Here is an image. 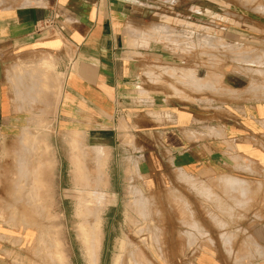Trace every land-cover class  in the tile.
<instances>
[{"label":"crops","instance_id":"crops-1","mask_svg":"<svg viewBox=\"0 0 264 264\" xmlns=\"http://www.w3.org/2000/svg\"><path fill=\"white\" fill-rule=\"evenodd\" d=\"M55 12L63 32L38 31ZM45 58L60 89L54 130L84 133L144 176L263 178L264 0H0L3 117L17 115L6 86L13 66ZM15 229L0 220V264L27 248ZM249 236L257 256L246 264H264V218ZM14 237L22 244L7 242ZM192 262L222 264L209 248Z\"/></svg>","mask_w":264,"mask_h":264},{"label":"rangeland","instance_id":"rangeland-1","mask_svg":"<svg viewBox=\"0 0 264 264\" xmlns=\"http://www.w3.org/2000/svg\"><path fill=\"white\" fill-rule=\"evenodd\" d=\"M206 46L207 44L205 48ZM233 50L231 47L232 55L235 54ZM45 59L49 61L42 59L38 66H13L6 86L10 107L17 115L3 117V100L0 101V220L18 228L13 230L17 234L23 231L25 240L29 241L23 255L10 259L9 264H91L76 215L78 189L74 180V140L79 139L80 146L88 154L86 157L92 156L99 146H88L84 133H62L52 128L56 124V118L48 116V112L55 113L60 89L54 85L52 60ZM165 71L174 74L172 69ZM26 79L32 80V83ZM199 82L205 87L210 84L206 79ZM40 84L45 85L44 89ZM1 89L3 90V79ZM24 130L38 136L40 133L39 138L43 141L45 139L39 144L37 157L39 167L44 168L43 179L49 186L46 200L49 202V213H52L50 219V215L45 213L37 215L35 208L27 203H14L15 195L12 192L16 190L12 188L13 183L10 181H16L19 174L14 170L11 172L10 169L18 168L16 160L24 152L20 141ZM18 142L21 148L17 145ZM47 146L48 150H45ZM17 149L21 150L20 153ZM108 151L110 152L109 148ZM16 154L18 157H15ZM91 156H83L82 160L87 165L90 177L88 188L93 190L98 173ZM125 157L127 156H108L106 162L107 184L104 192L107 194V204L101 212L99 264H115L117 259L121 260V264H140L143 260L145 261L142 264H193L192 256L200 253L203 248L215 251L222 264L251 263L253 257L257 256V248L249 236V231L264 218V176L252 180L227 174L198 178L170 168L155 170L144 176L137 163H132ZM3 168L10 173H5ZM13 172L17 175L14 173L11 176ZM4 174L6 177L9 175L6 178ZM4 177L5 182L8 179L6 184ZM229 177L246 184L251 182L248 184L249 192L242 193L237 186L236 190L234 187L224 188L225 178ZM46 200L41 203L46 204ZM141 201L145 203V211L140 208ZM11 204L16 205L13 208ZM14 214L22 222L23 216L28 217L27 222L24 220L22 223ZM47 226L49 230L46 229ZM45 229L46 232L51 231V235L61 243L62 259L53 258L42 243V231ZM6 240L17 246L22 244L23 237ZM49 246L51 247L50 241ZM141 255L142 260L139 258Z\"/></svg>","mask_w":264,"mask_h":264},{"label":"bare ground","instance_id":"bare-ground-1","mask_svg":"<svg viewBox=\"0 0 264 264\" xmlns=\"http://www.w3.org/2000/svg\"><path fill=\"white\" fill-rule=\"evenodd\" d=\"M15 68L16 67H14V69ZM14 73H16V72H14ZM23 74L24 73H22V75ZM26 75H28V74L26 73ZM26 75H25V77H26ZM26 80L29 81V79H26ZM30 81L29 82L32 83V80H30ZM27 84L28 83L26 82V85ZM40 85L44 89L45 85H43V84H40ZM43 89H41V90H43ZM23 90H22V92H23ZM17 93H18V91H17ZM18 96L20 97L21 95L18 94ZM27 127H25V128H27ZM37 128H39V127H37ZM31 129H32V127H31ZM33 129H34V127H33ZM22 134L23 135H22V138L20 140V141H22V144H23V145L20 144L22 146V148H21V146L18 145L19 142L17 143V145L21 149H23L24 152L23 153L21 152V154L19 155L20 157H18L17 154H19L21 150L17 149V151L19 150V153L17 152V154L15 155V157L17 156L19 158L18 159L19 161L16 160V163H18V168L17 169H13V167H11L12 169L9 168L10 171L14 170V171H16L19 174L18 177L16 176L18 178V179L16 178V181H13V182L10 181L11 183H13V185H11L12 188L14 187V189L16 190V192L15 191L12 192L15 195V197H14L15 199L13 198L14 199V203L22 202V203H27V204L31 205L32 207L35 208V211L37 212V215H38V213L40 215L43 214V213H45L47 216L50 215V214L52 215V213H49L50 212L49 211L50 210L49 202H48V200H46L48 198L47 197V193H48V187L49 186H48L47 181H45V179H43L44 176H42V175L43 174L45 175V172L43 173L44 168L42 166L39 167L40 162L38 161V157H37L39 155V151H38L39 144L41 143V141L44 142L45 139H44V141L41 140L39 138L40 133H39V136H38L36 133L30 132L29 130L22 131ZM78 140L79 139L74 140L75 141L74 142L75 143V145H74L75 148H74V154H73V159H74V164H75L74 165V172H75L74 180H75V183L77 185L76 187L78 189V198H77L78 200H77V203H76L77 204V206H76V215H77V217L79 219V223H78L79 225L78 226H79L80 235H81L82 241L84 243L86 252L89 255V258L91 260V264H99V251H100L99 248H100V243H101L100 242V229H101V222H102L101 221L102 220V217H101L102 213L101 212L103 211L105 205L107 204V194L104 192V187L107 184L106 183V178L107 177L105 178V176H106L105 174H107L106 173V162H107V159H108V156H109L110 152L108 151V148H106L105 146L104 147L99 146L97 151L92 155L94 160L92 158L91 159L97 165V170L96 169L95 170H96V173H98V175L97 174H96L97 176L95 175L96 176V178H95L96 182L94 184L95 188H93V190H91V189L88 188L89 187V179H90V177L88 175L87 165L84 164L85 162L82 160V158L86 157V155H88V154H86L84 152V150L82 149L84 147L80 146V143H79ZM80 140H81V138H80ZM15 143H16V141H15ZM18 146L16 148H19ZM23 146H24V148H23ZM45 150H48V146H47V148ZM14 152H15V150H14ZM92 153H93V150H92ZM13 156L14 155H12V157ZM89 156H91V155H89ZM89 156H87V157H89ZM13 159H14V157H13ZM13 159H12V161H13ZM41 159H43V157ZM12 163H14V162H12ZM14 165H16V164H14ZM44 165L47 166V164H44ZM14 168H15V166H14ZM6 169H8V168H6ZM7 171H9V170H7ZM7 171L5 170L4 172L5 173H10V171L9 172H7ZM16 172H13V174L11 176H13L14 173L16 174ZM4 175L6 177V174H4ZM8 175H7V177H8ZM6 178L4 179V182H5ZM11 179H13V178H11ZM7 181H8V179H7ZM7 181L5 182V184L7 183ZM225 181L226 182H224V183L222 182L224 185L225 184L227 185V186L225 185L226 187L224 185H222V186H224V188H227V187L232 188V187H234L235 190H236L235 186H237L238 187L237 189L241 188L242 193H246L245 191L249 192V190H248L249 189V185L248 184L251 183V182H247L248 184H246V183L234 181L232 179L231 180L228 179V180H225ZM219 183H217V184L220 185ZM238 184H239V186H238ZM243 190H244V192H243ZM9 194L11 195V190H10ZM48 196H50V195H48ZM44 200H46L48 205H47V203L46 204L41 203V202H44ZM7 204H5V205L8 206L9 204L8 205ZM11 205H12L11 207H13L16 204H14V205L11 204ZM144 206H145V203L143 201H141L140 208H143L144 211H145L146 209L144 208ZM3 207H5V206H3ZM9 208H8V210H9ZM22 208H23V206H22ZM16 212L17 211H15V214H17ZM10 213H12V212H10ZM15 214H14V217H16ZM51 215H50V217L48 219L52 218ZM7 216L9 217V214ZM36 216H35V218H36ZM8 217H7V219H9ZM40 217H42V216H40ZM10 218H12V217H10ZM16 218L19 219L18 217H16ZM23 219L27 222L28 217L23 216L22 220ZM43 219H45V218H43ZM24 220H23V222H24ZM19 221H21V219H19ZM39 221H42V220H39ZM13 222L16 223L15 221H13ZM27 224L25 223V225H27ZM29 226H31V224ZM46 229L49 230L48 226H47ZM46 229H45V231H42V236L40 235L42 237V241L43 242L41 241V239H40V241L42 243H44V246L46 245L45 246V247H47L46 250L49 252L50 255H52L53 258H56L57 260H60L63 257L62 256V251H61V248H60V244L61 243H59V240L56 237L51 235V231H49V232L47 231L46 232ZM49 241L51 242V247L49 246ZM139 258L140 259L143 258L142 255ZM140 259H138V261ZM143 261H145V260H143ZM143 261H142V263H143ZM139 262H141V261H139ZM142 263H140V264H142ZM148 263H149V261H148ZM115 264H121V260L117 259L115 261ZM135 264H138V263H135ZM144 264H147V263L145 262Z\"/></svg>","mask_w":264,"mask_h":264},{"label":"built area","instance_id":"built-area-1","mask_svg":"<svg viewBox=\"0 0 264 264\" xmlns=\"http://www.w3.org/2000/svg\"><path fill=\"white\" fill-rule=\"evenodd\" d=\"M60 14L55 12L51 17L44 18L37 22L36 28L38 31L55 29L63 32L64 27L59 24Z\"/></svg>","mask_w":264,"mask_h":264}]
</instances>
